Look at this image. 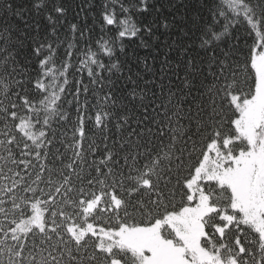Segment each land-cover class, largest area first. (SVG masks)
<instances>
[{
  "label": "snow or ice",
  "instance_id": "obj_1",
  "mask_svg": "<svg viewBox=\"0 0 264 264\" xmlns=\"http://www.w3.org/2000/svg\"><path fill=\"white\" fill-rule=\"evenodd\" d=\"M117 4L0 0V264H264V0Z\"/></svg>",
  "mask_w": 264,
  "mask_h": 264
},
{
  "label": "trees",
  "instance_id": "obj_2",
  "mask_svg": "<svg viewBox=\"0 0 264 264\" xmlns=\"http://www.w3.org/2000/svg\"><path fill=\"white\" fill-rule=\"evenodd\" d=\"M80 2L81 0H72L73 4ZM86 2L91 3L93 5L91 12L88 14L87 24L93 29L91 37L92 41L94 42L102 35H104V33L101 32V12L103 10V6L105 4H109L110 7L115 6V11L117 15L120 16L121 13L119 11L117 0H86ZM236 35L240 37L241 46L246 47V45L244 44V37L246 36V33H244L242 29H240L236 32ZM128 48L130 51L133 49L140 51L139 49H137L135 42L128 43ZM140 54L143 55V52L141 51Z\"/></svg>",
  "mask_w": 264,
  "mask_h": 264
}]
</instances>
